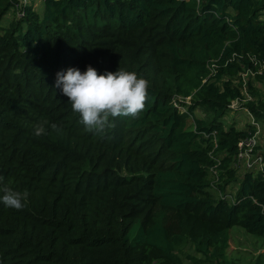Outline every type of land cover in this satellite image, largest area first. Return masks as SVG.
<instances>
[{
	"label": "trees",
	"instance_id": "trees-1",
	"mask_svg": "<svg viewBox=\"0 0 264 264\" xmlns=\"http://www.w3.org/2000/svg\"><path fill=\"white\" fill-rule=\"evenodd\" d=\"M88 65L149 82L138 118L85 129L53 85ZM233 101L264 131V0H0V176L29 192L0 202V264H240L231 230L264 241V173L231 167L253 132L225 123Z\"/></svg>",
	"mask_w": 264,
	"mask_h": 264
},
{
	"label": "clouds",
	"instance_id": "clouds-1",
	"mask_svg": "<svg viewBox=\"0 0 264 264\" xmlns=\"http://www.w3.org/2000/svg\"><path fill=\"white\" fill-rule=\"evenodd\" d=\"M149 86V82L138 77L136 72L119 67L115 72L98 74L91 65L87 66L84 73L74 67L57 72L53 85L68 98L72 111L79 114L85 129L97 132H103L111 126L110 118H138L145 108ZM47 123L38 122L33 128V135H46ZM51 129L57 133L63 131L57 124H52ZM0 193H3L0 202L15 210H22L29 196L27 190L14 191L4 185L3 176H0Z\"/></svg>",
	"mask_w": 264,
	"mask_h": 264
},
{
	"label": "built area",
	"instance_id": "built-area-1",
	"mask_svg": "<svg viewBox=\"0 0 264 264\" xmlns=\"http://www.w3.org/2000/svg\"><path fill=\"white\" fill-rule=\"evenodd\" d=\"M246 100H249V98H247ZM182 102L185 105H189L190 98L172 99L173 106L177 108L180 113H187V108L181 105ZM245 102L246 101H242V102L233 101L229 106L231 111L235 109L242 110L249 118V122L247 125L253 128V132L252 133L248 132V135L245 138L239 140L236 145L237 152L236 155L233 157L231 167L239 174V176L247 172L252 173L254 175L259 173H264L263 153L261 150H259V146H260L259 136L261 134V130L259 128V124L255 122L254 118L249 113V111L246 108L241 107V104H244ZM190 121L194 130L195 126L191 115H190ZM212 136H213V141H212L213 149H215L217 147L215 134L213 133ZM204 137L207 138L208 135H204Z\"/></svg>",
	"mask_w": 264,
	"mask_h": 264
},
{
	"label": "rangeland",
	"instance_id": "rangeland-1",
	"mask_svg": "<svg viewBox=\"0 0 264 264\" xmlns=\"http://www.w3.org/2000/svg\"><path fill=\"white\" fill-rule=\"evenodd\" d=\"M35 4L36 10L39 12V1H36ZM195 116L203 117L204 113L197 109ZM224 121L227 124H233L236 129L241 130L246 129L249 118L242 110L235 109L226 115ZM259 128L261 135H264L260 124ZM263 135L261 139H263ZM184 253H190V249L187 246L184 248ZM227 253L230 259H237L240 264H252L259 254H263L264 256V241L246 234L240 228H232Z\"/></svg>",
	"mask_w": 264,
	"mask_h": 264
}]
</instances>
